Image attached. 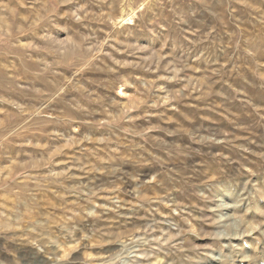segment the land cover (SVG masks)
I'll return each instance as SVG.
<instances>
[{"label":"rangeland","instance_id":"1","mask_svg":"<svg viewBox=\"0 0 264 264\" xmlns=\"http://www.w3.org/2000/svg\"><path fill=\"white\" fill-rule=\"evenodd\" d=\"M0 264H264V0H0Z\"/></svg>","mask_w":264,"mask_h":264},{"label":"bare ground","instance_id":"2","mask_svg":"<svg viewBox=\"0 0 264 264\" xmlns=\"http://www.w3.org/2000/svg\"><path fill=\"white\" fill-rule=\"evenodd\" d=\"M124 5V4H123ZM123 11H122V13H121V15H120V17H119V21H123V20H125L126 19V17H125V15L127 16V15H131L132 14V12H133V9L131 8L130 10H125V9H122ZM140 195V194H139Z\"/></svg>","mask_w":264,"mask_h":264}]
</instances>
